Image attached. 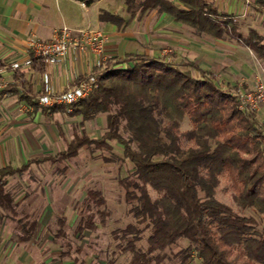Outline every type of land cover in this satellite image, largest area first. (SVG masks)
<instances>
[{"label":"trees","instance_id":"1","mask_svg":"<svg viewBox=\"0 0 264 264\" xmlns=\"http://www.w3.org/2000/svg\"><path fill=\"white\" fill-rule=\"evenodd\" d=\"M257 2L264 8V0ZM124 4L127 19L104 10L99 21L126 27L155 11L211 39L228 37L264 62L263 36L255 30L242 36L236 22L206 0H124ZM31 61L34 71L44 72L43 59L31 56ZM184 65L198 76L182 70V64L174 67L172 62L157 58L126 55L106 63L97 89L87 98L70 108H43L50 118L60 113L80 117L82 124L104 115L105 130L99 138H92L74 126L68 140L59 129L64 150L31 158L18 167L0 168V211L9 212L17 221L21 241L33 238L37 223L29 215L17 218L13 197L6 190L7 180L43 164L63 166L55 168L63 173L66 162L76 158L81 149L112 151L110 143L115 142L122 147L123 159L134 168L131 178L118 182L135 223L112 232L117 242L113 257L129 253L127 264H165L171 259L189 264L192 257L199 264H264V231L256 230L253 217L241 216L216 199L223 182V192H230L240 209L264 215V130L255 112L241 111L229 94L230 88L223 90L213 73L192 62ZM31 105L39 108L37 103ZM185 118L191 128L180 132ZM108 217L105 198L99 191L88 190L85 213L74 234L81 238L86 231L96 232L99 226H106ZM56 222L55 238L63 240L66 249L61 256L70 257L73 246L65 231L66 219L57 218ZM145 231L146 248L141 249L137 243ZM182 240L188 242L187 247L172 253L171 247ZM75 251L81 253L79 248ZM71 264L86 263L73 259Z\"/></svg>","mask_w":264,"mask_h":264},{"label":"rangeland","instance_id":"2","mask_svg":"<svg viewBox=\"0 0 264 264\" xmlns=\"http://www.w3.org/2000/svg\"><path fill=\"white\" fill-rule=\"evenodd\" d=\"M215 1V0H214ZM235 0L219 1L224 11H230ZM240 8L236 18L238 31L242 36L249 34V29H256L263 36L264 44V14H246L250 0H238ZM101 6L112 13L127 18L124 0H101ZM121 28V27H120ZM132 36H138V42L144 47V52L150 56L172 62L174 67L182 64V70H191L186 62H194L200 67L209 69L217 76V83L224 89L226 86L240 88L244 92L253 91L258 82L264 84V62L256 55L234 40L211 39L193 29L172 21L170 18L155 14L146 15L142 19H134L129 27H122ZM108 36V35H107ZM256 119L264 130V103L255 112ZM66 138H71V131L76 126L79 131H85L89 137L99 138L105 130V116L99 115L95 120L81 123V118H70L66 115H55ZM191 128L187 119H183L179 131ZM122 135H126L122 132ZM184 146L187 143H183ZM112 151H99L92 147L83 148L78 156L66 162L67 169L60 173L63 166L43 164L32 166L28 173L11 177L7 180L6 190L12 195L17 218L29 215L31 220L39 224L31 241L35 247L30 253L39 257L37 264H56L60 261L59 254L65 251L62 240L55 239L57 218H65V228L73 249L80 248L81 254L73 251L71 258L79 261L86 259L101 262L114 260V264H127L130 254H119L113 257L116 244L112 232L124 229L128 224H134L135 219L130 213L131 205L125 202V191L118 180L131 178L134 173L132 164L123 159L122 147L111 142ZM65 149V143L59 138L57 130L42 114L39 107L33 112L14 95L0 93V168L17 167L29 158L44 155H55ZM221 182L216 190V199L229 205L236 213L245 217H253L256 230L264 231V215L253 209H240L230 192H223ZM88 190L99 191L105 198L109 217L105 227L99 226L96 232H84L81 238L74 234V228L81 214L85 213V196ZM151 197L155 194L150 191ZM3 218L0 231L8 242L16 243L17 230L15 222L11 221L9 212L0 211ZM10 219V220H9ZM143 226V225H142ZM148 231L142 234L137 247L146 248ZM188 242L179 241L172 246V253L186 248ZM41 246V247H40ZM68 262V261H67ZM70 262V261H69ZM177 259L165 261V264H177ZM189 264H199L196 257Z\"/></svg>","mask_w":264,"mask_h":264},{"label":"crops","instance_id":"3","mask_svg":"<svg viewBox=\"0 0 264 264\" xmlns=\"http://www.w3.org/2000/svg\"><path fill=\"white\" fill-rule=\"evenodd\" d=\"M206 1L217 7L220 14L229 16L236 22V18H238L239 15L238 10L240 8L238 0H235L232 3L229 12L222 10L219 6V1L222 2V0ZM257 1L258 0H250L249 3L251 5L247 7L248 12H246V14L251 16L254 14H264V8L259 7ZM104 10L108 11L101 6V0H89L84 3L75 2L73 0H0V67L8 68L14 62L23 64V62L31 56V52L26 44V40L29 37L35 36L41 41H47L50 39L53 30L61 27H68L72 30L96 29L108 35V42L104 45L102 52L103 58L105 59V66L107 62L112 63L116 60L123 59L126 55L131 54L152 57L148 53L144 52V47L140 44L141 42H138L137 34H135L136 36H132V34L128 33L126 29H123L122 27L118 28L110 23L100 22L99 15ZM151 14H155L163 18H170L174 21L173 18L167 14L158 15L155 11H153L147 15L149 16ZM121 17L124 18V16ZM132 22L126 27H129ZM251 30L257 31L256 29L251 28L249 29V32ZM237 32L240 34L238 27ZM94 61L95 57L89 51L72 52L61 64L46 66L44 63L43 73H47L49 75L50 82L54 90L56 92H62L67 88V86L75 85L77 78L88 74ZM198 67L204 71L213 73L217 82V76L214 72L209 69L202 68L199 65ZM43 73L34 71L31 67L25 66H22V68L18 71L8 70L2 77L3 81L7 82V86L5 88H0V93L14 95L24 106L30 107L33 112H37L38 108H35L31 104L37 103L36 98L42 92L43 84L41 75ZM227 87L228 86H226V88ZM39 107L48 122L56 128L59 138H61L64 142L63 137L59 134V129L62 130L63 133L64 131L60 123L55 119L56 114H62L56 113L53 115V118H50L43 111V107ZM55 123L59 125V128L55 125ZM3 218L6 217H2L1 214L0 222ZM11 221L16 224V243H14V241L8 242V240H6V238L2 235V231H0V264H37L39 262V257L33 256L30 253V250L33 249L34 251V248L36 247L31 241L33 240L36 230L39 227L38 222L34 220L37 225L33 238L29 241L23 242L19 239L21 233L17 228V221L12 218ZM56 221L57 219L55 220V225L57 226ZM73 251L77 253L75 249H73ZM62 253L63 252L59 254L60 261L56 264H71L73 259L78 260L77 258H71L73 252L70 257H62ZM85 258L86 259L80 261H84L86 264H110L105 261L87 260V257Z\"/></svg>","mask_w":264,"mask_h":264},{"label":"built area","instance_id":"4","mask_svg":"<svg viewBox=\"0 0 264 264\" xmlns=\"http://www.w3.org/2000/svg\"><path fill=\"white\" fill-rule=\"evenodd\" d=\"M107 42L108 36L100 30H72L68 27L53 30L47 41H41L35 36L29 37L26 44L31 56L43 59L46 66L63 63L72 52L89 51L95 57L89 73L77 78L75 85L67 86L62 92H56L51 85L49 75L43 73L41 75L43 88L36 98L37 104L43 108L58 105H66L70 108L87 98L91 92L97 89V79L105 69L102 52ZM31 56L23 64L14 62L8 68L0 67V88L7 86V82L3 81L2 77L8 70L18 71L22 66L31 67ZM229 94L238 101V108L241 111L254 113L264 103V84L258 82L250 92H244L240 88H230Z\"/></svg>","mask_w":264,"mask_h":264},{"label":"water","instance_id":"5","mask_svg":"<svg viewBox=\"0 0 264 264\" xmlns=\"http://www.w3.org/2000/svg\"><path fill=\"white\" fill-rule=\"evenodd\" d=\"M73 1H75V2H79V3H84V2H86V1H88V0H73Z\"/></svg>","mask_w":264,"mask_h":264}]
</instances>
